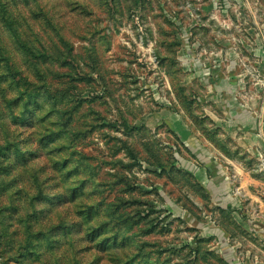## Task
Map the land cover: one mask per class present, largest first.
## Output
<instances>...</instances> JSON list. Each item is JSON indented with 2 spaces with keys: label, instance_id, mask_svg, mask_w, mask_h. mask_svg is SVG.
Returning a JSON list of instances; mask_svg holds the SVG:
<instances>
[{
  "label": "rangeland",
  "instance_id": "obj_1",
  "mask_svg": "<svg viewBox=\"0 0 264 264\" xmlns=\"http://www.w3.org/2000/svg\"><path fill=\"white\" fill-rule=\"evenodd\" d=\"M0 264H264V0H0Z\"/></svg>",
  "mask_w": 264,
  "mask_h": 264
},
{
  "label": "crops",
  "instance_id": "obj_2",
  "mask_svg": "<svg viewBox=\"0 0 264 264\" xmlns=\"http://www.w3.org/2000/svg\"><path fill=\"white\" fill-rule=\"evenodd\" d=\"M235 62V61H234ZM237 65V64H236ZM241 105V104H240ZM242 106V105H241ZM243 107V106H242ZM241 115V113H240ZM242 116V115H241ZM243 121H244V124L247 125V122H248V117H244L243 118Z\"/></svg>",
  "mask_w": 264,
  "mask_h": 264
}]
</instances>
